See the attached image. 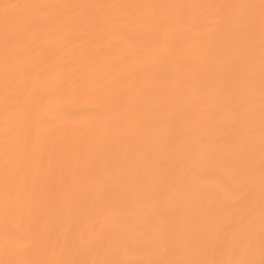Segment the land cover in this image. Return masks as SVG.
<instances>
[{
  "label": "bare ground",
  "instance_id": "bare-ground-1",
  "mask_svg": "<svg viewBox=\"0 0 264 264\" xmlns=\"http://www.w3.org/2000/svg\"><path fill=\"white\" fill-rule=\"evenodd\" d=\"M0 264H264V0H0Z\"/></svg>",
  "mask_w": 264,
  "mask_h": 264
}]
</instances>
